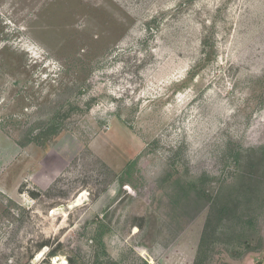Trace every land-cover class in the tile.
<instances>
[{"label":"rangeland","instance_id":"rangeland-1","mask_svg":"<svg viewBox=\"0 0 264 264\" xmlns=\"http://www.w3.org/2000/svg\"><path fill=\"white\" fill-rule=\"evenodd\" d=\"M96 254L264 264V0H0V264Z\"/></svg>","mask_w":264,"mask_h":264},{"label":"trees","instance_id":"trees-1","mask_svg":"<svg viewBox=\"0 0 264 264\" xmlns=\"http://www.w3.org/2000/svg\"><path fill=\"white\" fill-rule=\"evenodd\" d=\"M59 125L57 123H48L47 128L42 132V130L44 129L42 126L37 127V129H39V133L32 135L31 138H29V140L33 141V142H37V143H43L44 141H46L51 135H54L57 133L58 131V127ZM49 135V136H47ZM93 241L97 244V248L98 250L102 253L105 254V250H104V246H103V242L102 239L100 238V236H96L93 237ZM47 256H54V253L50 252L47 254ZM96 257L98 259V262L95 261L94 264H114L113 262L107 260L105 263L103 262V260H99L97 254ZM45 259V258H44ZM43 259V260H44ZM72 263V262H70ZM74 264V263H72ZM257 264H261V263H257Z\"/></svg>","mask_w":264,"mask_h":264},{"label":"bare ground","instance_id":"bare-ground-1","mask_svg":"<svg viewBox=\"0 0 264 264\" xmlns=\"http://www.w3.org/2000/svg\"><path fill=\"white\" fill-rule=\"evenodd\" d=\"M55 262H56V260H55ZM60 264H64V263H60Z\"/></svg>","mask_w":264,"mask_h":264}]
</instances>
